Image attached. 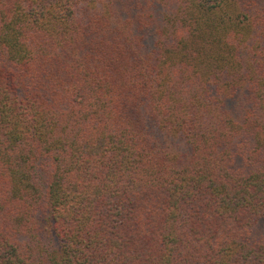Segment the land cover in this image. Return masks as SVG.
Here are the masks:
<instances>
[{
  "label": "trees",
  "instance_id": "16d2710c",
  "mask_svg": "<svg viewBox=\"0 0 264 264\" xmlns=\"http://www.w3.org/2000/svg\"><path fill=\"white\" fill-rule=\"evenodd\" d=\"M0 264H264V0H0Z\"/></svg>",
  "mask_w": 264,
  "mask_h": 264
}]
</instances>
